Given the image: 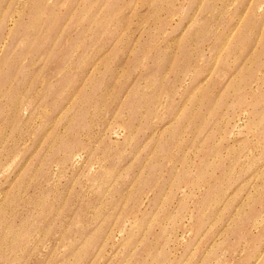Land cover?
<instances>
[{
    "label": "rangeland",
    "instance_id": "rangeland-1",
    "mask_svg": "<svg viewBox=\"0 0 264 264\" xmlns=\"http://www.w3.org/2000/svg\"><path fill=\"white\" fill-rule=\"evenodd\" d=\"M0 264H264V0H0Z\"/></svg>",
    "mask_w": 264,
    "mask_h": 264
}]
</instances>
